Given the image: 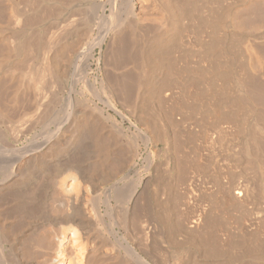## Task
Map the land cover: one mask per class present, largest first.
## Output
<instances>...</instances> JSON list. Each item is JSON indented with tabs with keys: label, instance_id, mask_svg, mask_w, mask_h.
<instances>
[{
	"label": "bare ground",
	"instance_id": "1",
	"mask_svg": "<svg viewBox=\"0 0 264 264\" xmlns=\"http://www.w3.org/2000/svg\"><path fill=\"white\" fill-rule=\"evenodd\" d=\"M176 1L185 12V0H0V264H234L212 213L224 205L250 216L242 255L264 264V0L207 3L217 35L205 32L208 53L192 40L190 74L185 57L162 55ZM47 21L63 33L43 31ZM128 34L144 59L128 56L141 64L127 73L134 88L103 71L124 47L103 67L96 56ZM187 77L190 102L177 96L186 106L174 109L171 86ZM148 100L160 109L153 130Z\"/></svg>",
	"mask_w": 264,
	"mask_h": 264
},
{
	"label": "rangeland",
	"instance_id": "2",
	"mask_svg": "<svg viewBox=\"0 0 264 264\" xmlns=\"http://www.w3.org/2000/svg\"><path fill=\"white\" fill-rule=\"evenodd\" d=\"M172 1L174 2V0H172ZM190 1H191V0H190ZM190 1H186V0H185L186 3L184 2V3H185V7H184L185 9H184V8H183V9H184L185 12H183V11L180 10V9H181V6H182L180 3H179V4H180L181 6H179V4H178L177 1H176L177 3H174L175 5H173V3L171 2L172 5H173V7H174V9H173L174 11H171L172 8H169V10L171 9V10H170V15H171V16H175V17H177V22H176V19L173 17L175 20H174L173 18H172L173 21H172V19H170L173 23H170V22H171V21H170L169 24H173V25H171V26H174V25L177 26V23H178V21H179L178 18H179V19L181 18L180 21H179V23H180V22H181V23L178 24V28H177L176 26H175L174 28H170L171 26L168 24V27L170 26V27H169L170 29H168V27H167V28H166L167 30H165V31H167V32H165L166 35L163 36V39L166 40V42L162 39V40H163V46H166L167 48H170V49H167L166 47H163V46H162L163 49L166 48V50H163V49H162V50H163L162 55L164 56V58L168 55L167 57L170 56L169 58H170L171 61H172L173 58H174L173 61L175 62L179 57H181V58L185 57V58L182 59L185 63H184V62L182 63V60H180V59H179L180 61H178V62H179L180 65H183V66H184V65H185V66L187 65V64H186V60H187V63H192V64H188V65H187L188 67H189V65H191V67H189V68H187V69H186L187 66H186V67H183L184 69H186V70L189 72V74L191 73V71L188 70V69L193 70V69H195V66H197V65H194V64H196V63H195L196 59H195V58H192V57H194L193 55H194V53H195V48L193 47V46H194L193 44H194V42H195V39H194V38H195L197 35H199V36H200V35L203 36V34H204V37L208 35V36H207L208 38H210L211 35L213 36V38H214V36L217 35V33H216V35H214V34H215V31H216V29H217V26L213 24L214 22H213V23L211 22V23L214 25L213 28H212V27H209V25H208L209 28L207 27V24L212 20V19H209V18H212V16H213L212 13H214V12L212 11L213 9L211 10V8H216V9H214V11H216V10H217V6H216L215 3H217V2H215V0H214V1H213V0H206V2H204L205 0H199V1H198V0H193V3H191L192 6H190V5H191V4H190ZM195 1H197L196 4H195ZM202 1H203V2H202ZM210 1L213 2V3H211ZM216 1H219V0H216ZM227 1H228V0H227ZM191 2H192V1H191ZM200 2L204 3L205 6H202L203 4L200 3ZM219 2H220V1H219ZM224 2H226V0H225ZM229 2H231V0H229L228 3H229ZM198 3H199V4H198ZM207 3H208V4L211 3L210 5H212V4H213V5L215 4V5L211 7V6H209ZM220 3H221V5L224 4L223 6H225V3H223L222 0H221ZM228 3L226 2V4H228ZM177 4H178V7H177ZM186 4H188L187 8L189 7V8H188L189 10H191L190 7H192V8H193V7H197V8H198V9H197L198 11H197V12H193V13L191 12V11H193V10H196V8H195V9H192L191 11H189V10L187 9V10H188V11H187V10H186ZM200 4H201V5H200ZM206 4H207L209 7H211V8H209ZM169 5H170L169 7L172 6L171 4H169ZM183 5H184V4H183ZM196 5H197V6H196ZM199 5H200V6H199ZM217 5H218V8H219L220 4L217 3ZM175 6H176L177 8H176ZM215 6H216V7H215ZM223 6H222V7H223ZM201 7H206V8H202V10L205 11V13H206V12H207L208 14L210 13L211 15L209 14V16H208V14H204V12H202V10H201ZM175 8H176V10L179 8L178 10H179L180 12H183L184 14L187 13V15H186V14L183 15V13H179L178 10H177V12H176ZM199 8H200V11L202 12V14H201V12L199 11ZM207 8L209 9V11H210V10H211V11L208 12V11H207V10H208ZM206 9H207V10H206ZM107 13L109 14V10H107ZM150 13L152 14V12H149V14H150ZM177 13H178V14H177ZM189 13H192V14H193V15H192L193 17H192ZM194 13H195V14H194ZM198 13H200V15H199ZM149 14H148V15H149ZM151 14H150V16H153V17H154V15H153V14L151 15ZM179 14H180V15L182 14L183 17H182V15H181V17H180ZM203 14H204V15H207L208 17H207V16H204ZM176 15H177V16H176ZM196 15H199L200 17H201V15H203L201 18L198 16V17H199V20H198L199 22H198L197 24H196L197 21L194 22V20H195L194 18L197 17ZM171 16H170V18H171ZM178 16H179V17H178ZM184 16H185V17H184ZM190 16H191V17H190ZM210 16H211V17H210ZM239 16L241 17V14H239ZM239 16H238V17H239ZM242 16H244V15H242ZM203 17H204V18L207 17V18L204 19ZM240 17L238 18V20H239V19L241 20V19L243 18V17H242V18H240ZM244 17H246V15H245ZM191 18H193V19L191 20ZM200 19H204V21L207 19V20L205 21V23H206V22L208 21V19H209V22L206 23V25H205V23H204V26H203L204 28H205V26H206L207 28H205V30L207 29V31H209V32L202 30V29H204V28H202V25H201V24L203 23V20L201 21ZM246 19H249V17L247 16ZM196 20H197V18H196ZM238 20H237V22H238ZM240 20H239V22H240ZM243 20H245V19L243 18ZM52 21H54V20H52ZM49 22H50V21H49ZM49 22L47 21V22L45 23V26H46V27L43 26V31H46V30H47V32H48L49 28H51V31L53 30L54 33H56L57 36H60L61 34H59V33H60V32L63 33V29H64V26H65L64 24H65V23H64V22H61V23H63V24L58 25V24H60V22H59V23H57V22L55 23V22H54L55 24L58 25V27L64 25V26H62L63 29H60V28H62V27L58 28V27H56L55 24H53V22H50V23H52V24H50ZM174 22H175V24H174ZM193 22H194V25L196 24L197 26H194V25H193ZM187 23H188V24H187ZM211 23H209L210 26H211ZM46 24H47V25H46ZM49 24H50V25H49ZM108 24H109V21L104 20L103 23H102V21L99 23V26L102 28V27H104L105 25H108ZM198 24H200V25H198ZM51 25H52V26H51ZM53 25H54V26H53ZM103 25H104V26H103ZM180 25H181V26H180ZM187 25H188V26H187ZM213 25H212V26H213ZM179 26H180L181 28H180ZM182 26H183V27H182ZM215 26H216V27H215ZM44 27H45L46 29H44ZM48 27H49V28H48ZM54 27H55V29H54ZM196 27H197V28H196ZM198 27H199V29H200V27H201L202 29H200V30H201V32L203 31L204 33H203V32L201 33V32H199V31H197V30H198ZM52 28H53V29H52ZM56 28L60 29V32H59V33H58L59 30H57ZM186 28H187V29H186ZM193 28H196L197 30H196V29H193ZM211 28H212V29L215 28V31L212 30V31H214L213 34L210 33V32H212V31H210ZM150 29L152 30L151 27H150ZM171 29H172V30H171ZM174 29H176V30L174 31ZM56 30H57V31H56ZM151 30H149V31L151 32V34H150V32H149L148 30L146 31L147 33L149 32V35H150L149 37H148V34H146V32L141 31V33H142V32L145 33V34L147 35L148 38H147L145 35H143V33H142L140 39H138V38L136 37V39L140 40V42H141V39L144 38V37H142V36H145V40L142 39V43H140V44H142V47H144V48L146 47L145 49H144V48H143V49H144L145 51H147V52L153 50V48L151 47V46H153V42L151 43L150 41H152V39L154 38V37H152V34L155 36V34H154L155 28H153L152 31H151ZM193 30H196L197 32H196V31H193ZM217 30H218V29H217ZM53 31H52V32H53ZM171 31H172V32H171ZM173 31H174V33H173ZM176 31H177V33H175ZM184 31H185V33H184ZM49 32H50V31H49ZM152 32H153V33H152ZM205 32H206V33H210V34H211L210 37H209V34L206 35ZM216 32H217V31H216ZM50 33H51V32H50ZM50 33H48V34H50ZM57 33H58V34H57ZM172 33H173V34H172ZM199 33H201V34H199ZM96 34H98V30H96ZM169 34H170V35H169ZM179 34H180V35H179ZM129 35H130V34H128V36H127V35H126V36H123L124 39H125V37H126V39H125V40H127V41L125 42L126 44H127L128 42H131L129 45H125V43L123 42L124 39H121L120 41H121L122 43H124V44L122 45L121 42L118 43V44H117L118 46L116 45V46L113 47L115 50H113V48L110 49V47H108L109 43H107L108 45H106V46L108 47L109 50H108V49H107V50L105 49V48H106L105 45H104V47H103L101 50L97 49L96 56L101 58V66H102V67L104 66V65H102L103 61H105V60H106L107 58H109V57L111 58V55H113V54H115V56L113 55L114 59L117 60V57H118V56H117L118 49H116V48H117V47L119 48V46H120V48H123V47H124L126 52H127V51L129 52V51H131L132 49H134L133 51H135V52L138 51V49H136V48H137V46L140 45V44L135 43V40H136V39H134V40H133V38L131 39V37H130L131 35H130V36H129ZM171 35H172V37H176V35H177L176 39H175V38L172 39ZM174 35H175V36H174ZM201 36H200V38L197 36V38H199V42H200V40H202V41L200 42V45L202 46V48L199 47V49L201 48L202 51H203V50L205 51V50H207L206 48L208 47V42H209L212 38H211V39H208V40H209V41H208V40H207V37H205V40H204V39H203L204 37L201 38ZM128 37H129L131 40H133L134 42H133V41H129V38H128ZM180 37H181V38H180ZM127 38H128V39H127ZM146 38H147V40H146ZM149 38H151V40H150ZM180 39H181V40H180ZM193 39H194V42H192ZM143 40H144V41H143ZM172 40H173L174 42H173ZM176 40H177V41H176ZM203 40H204V41L207 40L208 42L206 41V42L203 43ZM145 41H147L146 43L149 44V45H146V43H145L146 46H144V45H143V44H144L143 42H145ZM178 41H179V42H178ZM180 41H181V42H180ZM190 41H191V42H190ZM148 42H150L151 44L148 43ZM168 42H169V45H170V46L164 44V43H168ZM171 42H172V43H171ZM133 43L137 44V46L134 45ZM119 44H120V45H119ZM131 44H133V45H131ZM121 45H122V46H121ZM110 46H111V45H110ZM126 46H129L128 49H130V48H131V49H130V50H128V49L126 50ZM140 46H141V45H140ZM147 46H148L149 48H150V47H151V48L149 49V48H147ZM177 46H178V47H177ZM179 46H180V47H179ZM115 47H116V48H115ZM182 47H183V48H182ZM120 48H119V50H120ZM103 49H104L105 52L103 51ZM146 49H147V50H146ZM122 50H123V49H122ZM122 50H120V53H122V55H123V51H124V50H123V51H122ZM160 50H161V48H160ZM167 50H170V51L168 52ZM116 51H117V52H116ZM121 51H122V52H121ZM125 51H124V53H125ZM193 51H194V52H193ZM202 51H201V52H202ZM99 52H100V53H99ZM110 52H112V53L114 52V53L111 54ZM128 52L126 53V54H127V56H126L127 58H128V56H131L132 54H134V52L132 53V51H131L130 53H128ZM192 52H193V53H192ZM205 52H206V51H205ZM131 53H132V54H131ZM138 53H139V54H138ZM138 53H135L134 55L137 54L138 58H140V61L142 60V61L144 62V59H142L141 56L139 57V55H140V49H139ZM164 53H165V54H164ZM178 53H179V54H178ZM191 53H192V54H191ZM199 53H200V51H199ZM199 53H198V55H199ZM206 53H208V50H207ZM126 54H124V55H126ZM129 54H130V55H129ZM201 54H202V53H201ZM201 54H200L199 56H200V58H202V60H204L203 58H205L207 54L205 55L204 52H203V55H204L205 57H201V56H203V55H201ZM105 55H106V56H105ZM107 55H109V56L107 57ZM122 55L120 56V54H119L120 57L118 58V60H120V63H122V64H119V65H120L121 67H122V66L125 67V68H122V70H121V67L118 66V64H117V66L115 65V64L118 63L119 61L117 60V62L115 63L113 57L111 58V60L113 59L114 62H111V65H110V63H108V62H109L108 59L105 61V63H104L105 66H106V65H109V66H111V69H110L109 67H106L107 69H105V66H104V68H103V71L105 70L104 73L113 74V75H108V74H107V75H106L107 78H108V76H109L110 78L112 77V78L115 80V78H118V77L121 78L120 75H123V73H124V74L126 73L125 76L127 75V73H128L129 76H131V74H132V75H133V76H132L133 78L137 76V72H136V70H137V68L141 65L140 62L138 61L139 59L137 58V56H135V57H133V58L130 57L131 60H129V58H128V60H127V58H126L125 56H122ZM134 55H133V56H134ZM217 55L219 56L218 53L216 54V56H217ZM176 56H179V57H176ZM218 56H217V57H218ZM106 57H107V58H106ZM167 57H166V58H167ZM175 57H176V60H175ZM187 57H188V58H187ZM105 58H106V59H105ZM121 58H122L123 60H125V58H126V60L124 61L125 64L123 63V61L121 60ZM134 58H135V59H134ZM166 58H165V60H166ZM191 58H192V59H191ZM206 58H207V57H206ZM219 58H220V56H219ZM104 59H105V60H104ZM193 59H194V60H193ZM102 60H103V61H102ZM111 60H110V61H111ZM190 60H191V62H188V61H190ZM121 61H122V62H121ZM36 62H37V61H36ZM202 62H205V60H204V61H201L199 65H201L202 67H205L204 64H205L206 62L203 63V65H202ZM112 63H113V65H112ZM134 63L137 64L136 67H135ZM138 63H139V64H138ZM141 63H142V62H141ZM193 63H194V64H193ZM130 64H132V65L130 66ZM177 64H178V63H177ZM177 64H175V65H177ZM133 65H134V66H133ZM138 65H139V66H138ZM144 65L146 66V62L144 63ZM175 65H173V67H175ZM180 65H179V66L177 65V68H175L174 71H172L173 75H174L175 73H177V72L179 71V69H182V68H181L182 66H180ZM193 65H194V66H193ZM113 66H115V67H117V68L119 67V69H120L121 71H119V69H117V68H116L117 70H112V69H115ZM112 67H113V68H112ZM130 67H131V69H133V70H132L133 72L131 71ZM132 67H133V68H132ZM178 67H179V68H178ZM192 67H194V68L192 69ZM202 67H201V68H202ZM95 68H96V64L93 63V69H95ZM108 68H109L110 71H108ZM123 69H124V70H123ZM176 69H177V70H176ZM197 69H198V66H197ZM172 70H173V68H172ZM195 70H196V69H195ZM200 70H204V69L202 68V69H200ZM115 71H116V72L118 71V72H117L118 74H117V73L115 74V73H114ZM129 71H130L131 74L129 73ZM175 71H177V72H175ZM180 71H181V70H180ZM193 71H194V70H193ZM70 72H71V71L68 72V75L65 74V76L69 77V76H70ZM110 72H112V73H110ZM174 72H175V73H174ZM119 73H120V74H119ZM134 73H135V74H134ZM178 73H180V72H178ZM82 74L84 75V73L81 72V77L83 76ZM114 74L116 75V77H113ZM151 74H152V73H151ZM151 74H149L150 77L153 75V74H152V75H151ZM187 74H188V73H187ZM189 74H188V75H189ZM192 74H193V73H192ZM128 75H127V77H125L126 79H125L124 77H123V78H124L125 80H128L129 82H131L132 85H131L130 83H128V81H126V82H127L126 84H128V85L130 84V85L132 86V87L129 86L130 88H134V87L136 86L135 84H137L136 81H135V83H134V79H135V78H134V79H130V77H129V79H128ZM178 75H179V74L175 75V77L177 76L178 78H180L181 75H180V77H179ZM149 76H148V77H149ZM156 76H157V74L154 75V76H152V77L156 78ZM185 76H186V75H185ZM132 77H131V78H132ZM110 78H109V79H110ZM154 78H149V80H150V79H154ZM157 78H158V76H157ZM48 79H49V78H46L47 83H48V81L50 82V80H48ZM188 79H189V77H187V79H186L184 82L181 81L182 84H181V83H180V84L182 85V89H180V90H179V88L181 87V85H180L179 83H175V84H173L174 86H173V85L171 86V87H174L173 89L171 88L174 92H179V91H180L179 94L177 93L178 95L175 93L174 96L171 97V100L173 99L172 102H171V100L169 101V105H171L172 108L174 107V109H176V108H177V109H178V108L180 109V108H182L181 105H182L184 102H185L184 104H186V105L190 102V101H189V100H190L189 98L187 99V97H186V101L188 102V103H187L183 97H180V96H179L182 92L188 90V89L185 90V89L187 88V86H190V85L192 84V83H191L192 80H190V79H189V83H187V82H188V81H187ZM119 80H120V79H119ZM125 80H124V84H125ZM130 80H131V81H130ZM132 80H133V82H132ZM203 80H204V79H203ZM150 81H152V80H150ZM117 82H118V83H117ZM152 82H153V81H152ZM174 82H175V81H174ZM176 82H177V80H176ZM179 82H180V81H179ZM205 82H206V80H205L204 82L202 81V83H203V88H206L205 90H204V89H203V90L201 89V88H202L201 84H200V88H198V89H196V90L199 91V89H200V90H202V91L205 92V91L208 89V86H209V84H207L208 82H206V83H205ZM111 83L114 84V81H113L112 79H111ZM120 83H123V82H122V78H121V81H120V82H119V81H115V84H120ZM133 83H134V84H133ZM183 83H185L186 88H185V86H184ZM186 84H189V85H186ZM205 84L207 85V87H206ZM133 85H134V87H133ZM178 85H179L180 87H179ZM176 86H177V87H176ZM126 87H127V86H126ZM129 87H128V88H129ZM190 87H192V86H190ZM190 87H188V88H190ZM175 88H178V89H176L177 91L174 90ZM183 88H184V89H183ZM193 89H194V88L192 87L191 91H193ZM181 90H184V91L181 92ZM187 92H190V89H189ZM149 93H150V92H149ZM149 93H148V95H149ZM185 94H186V95H185ZM185 94L182 93V95H184V97L189 95V94L186 93V92H185ZM187 94H188V95H187ZM190 94H191V93H190ZM175 95H176V98H175ZM182 95H181V96H182ZM177 96L180 97V100H181V101L184 100V102H182V104H181V101H180V100H179V101L177 100V98H179V97H177ZM189 96H190V95H189ZM173 97H174V98H173ZM181 98H183V99H181ZM175 100H177L178 103L180 102L179 104H181V105H180L181 107L178 106L179 104L177 105V101H176V104H175ZM148 102H149V103H148ZM173 102H174L175 106H173ZM146 104H147L148 106H149V104H150V106H149V108L147 107L148 109L146 108L147 105L145 106V108H144V110H143V112H145V113L143 114V116L146 117V113H147V117H148V116H149L148 113L150 112V114L152 115V116L150 115V117H151L152 119L149 117V118H150V119H149V122H150V123H149L148 120H147V118H146V121L144 120V122H142V123H143L142 126H143V127H144V126L149 127V124H151L149 128H151V130H153V128L151 127V126H153V125H152L153 123H151V121H153V120H155V121H159V119H160V109H159V108H156V106L154 105L155 102H151L150 100H148V101L146 102ZM184 104H183V108H184V106H186V105H184ZM176 105H177V106H176ZM171 106H170V107H171ZM175 107H176V108H175ZM146 110H147V112H146ZM148 111H149V112H148ZM184 111H187V109L184 110ZM152 113H153V114H152ZM185 113H186V112H185ZM176 118H177V120H179V119L181 118V115H176ZM150 120H151V121H150ZM144 123H147L148 125H146V124H144ZM206 201H207V204H209V205L212 206V201H211V200H206ZM232 208H235V207H232ZM232 208H230V207L224 205V206H220V207H218L216 213H215V212H212V213L215 214V216H217V218L219 219V222H221V226H222V228L225 230V233L227 234V237H228V240H229V241H228V249H227V257H228V258H232V259H234V262H235L234 264H251L250 261H249L247 258H245V256H244V258H243V255H242V249L246 246V241H245V238H244V236H245V235H244V232L246 231L247 224H249V222H245V221L249 220V219H250V216L247 215V213H245V212L243 211V209H241V208H237V209H235V210H233ZM245 233H246V232H245ZM238 250L241 251L242 258H241V257H236V256H237V252H238ZM228 264H233V263H232L231 261H228Z\"/></svg>",
	"mask_w": 264,
	"mask_h": 264
}]
</instances>
